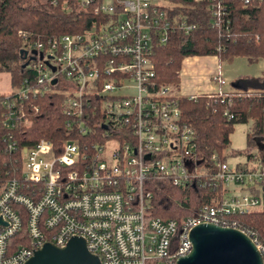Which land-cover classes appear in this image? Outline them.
Listing matches in <instances>:
<instances>
[{"label":"built area","instance_id":"2783aa9c","mask_svg":"<svg viewBox=\"0 0 264 264\" xmlns=\"http://www.w3.org/2000/svg\"><path fill=\"white\" fill-rule=\"evenodd\" d=\"M47 1L65 12L86 10L88 22L22 48L33 78L0 98L2 140L16 154L0 181V264H24L44 244L63 248L75 238L99 264H175L190 253L189 232L200 224L242 232L264 264L253 232L224 220L262 207L251 187L264 180V164L256 151L233 166L214 155L205 161L180 119L176 91L152 80L155 45L196 26L181 11L186 2L216 17L225 14L222 0ZM238 1L245 8L261 0ZM212 80L224 82L218 74ZM45 94L61 96L64 135L18 146L11 130L30 126L37 106L28 100ZM217 94L230 119V99ZM148 180L213 195L192 215L163 219L151 214ZM22 229L23 244L11 242Z\"/></svg>","mask_w":264,"mask_h":264},{"label":"trees","instance_id":"16d2710c","mask_svg":"<svg viewBox=\"0 0 264 264\" xmlns=\"http://www.w3.org/2000/svg\"><path fill=\"white\" fill-rule=\"evenodd\" d=\"M222 3L225 14L213 17L203 4L186 2L181 11L196 26L187 34L175 33L166 43L155 45L151 54L152 80L157 84H169L176 91L174 98L180 119L193 129L197 154L205 161L212 155L219 161H226L225 151L234 125L251 122L245 134L246 149L238 153L251 160V151L257 145V157L264 164V71L255 78L238 79L236 91L222 93L230 99L227 107L230 119L222 115L223 105L217 93L199 94L195 98L178 94L179 70L185 57L214 56L220 64L234 58H244L248 63L264 61V0L245 8L238 0H222ZM87 22L88 12L76 6L65 12L51 6L47 0H0V73H6L9 80V90L0 92V98L19 88L24 79L33 78L28 67H22L25 61L22 48L33 40L78 32ZM60 101L61 96L57 94L28 100L37 110L28 114L30 126L11 130L18 146L31 145L39 138L56 142L64 135ZM6 132L0 127V181L11 175L7 171L11 164L7 163L16 156L5 150L2 138ZM145 183L152 194L151 214L163 219L178 220L192 215L199 205L209 203L213 195L207 187L180 189L160 180ZM263 183L264 180L258 187H251L254 195L263 201L260 209L229 215L224 220L252 231L264 249V191L260 186ZM23 232L22 229L13 236L11 242L22 245Z\"/></svg>","mask_w":264,"mask_h":264},{"label":"water","instance_id":"95a60500","mask_svg":"<svg viewBox=\"0 0 264 264\" xmlns=\"http://www.w3.org/2000/svg\"><path fill=\"white\" fill-rule=\"evenodd\" d=\"M34 53V51H32ZM26 52L23 51V58ZM27 64L24 61L22 67ZM53 70V68L51 67ZM54 80L51 81L53 83ZM190 253L175 264H262V258L242 232L213 224H200L189 232ZM24 264H99L81 239L68 241L63 248L49 243L35 251Z\"/></svg>","mask_w":264,"mask_h":264},{"label":"rangeland","instance_id":"374dc122","mask_svg":"<svg viewBox=\"0 0 264 264\" xmlns=\"http://www.w3.org/2000/svg\"><path fill=\"white\" fill-rule=\"evenodd\" d=\"M223 77L226 82L223 85L224 90H228L231 87V81L237 77H257L264 71V61L258 60L254 63H248L244 58H234L231 62L221 63ZM184 79V78H183ZM182 81V79H181ZM188 80L184 79L183 83H187ZM244 84V83H239ZM9 90V80L6 73H0V92H6ZM178 94L182 93L180 90ZM251 128V122L245 124H236L233 127L232 132L229 134V143L227 145L225 154L226 163L229 166H233L236 162L244 160L242 152L246 149L245 134ZM263 147V145H260ZM257 149V145H255ZM255 147L251 152H255Z\"/></svg>","mask_w":264,"mask_h":264},{"label":"crops","instance_id":"0c3cea01","mask_svg":"<svg viewBox=\"0 0 264 264\" xmlns=\"http://www.w3.org/2000/svg\"><path fill=\"white\" fill-rule=\"evenodd\" d=\"M218 74L224 80L218 84L212 80V76ZM221 64L217 62L214 56H194L183 58L179 70V90L183 95L195 94H216L232 93L237 90V80L243 77H237L231 81V87L228 90L223 89L226 79L222 76ZM258 77V76H257ZM188 80L183 83L184 79ZM182 79V81H181Z\"/></svg>","mask_w":264,"mask_h":264}]
</instances>
